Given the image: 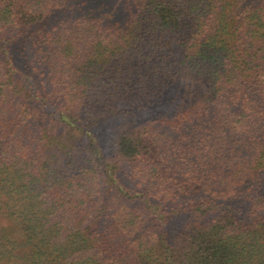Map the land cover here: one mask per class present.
<instances>
[{
	"label": "trees",
	"instance_id": "obj_1",
	"mask_svg": "<svg viewBox=\"0 0 264 264\" xmlns=\"http://www.w3.org/2000/svg\"><path fill=\"white\" fill-rule=\"evenodd\" d=\"M0 264H264V0H0Z\"/></svg>",
	"mask_w": 264,
	"mask_h": 264
}]
</instances>
